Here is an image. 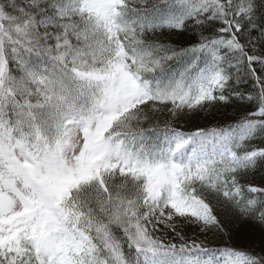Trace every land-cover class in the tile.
<instances>
[{"label":"snow or ice","instance_id":"6c2138e0","mask_svg":"<svg viewBox=\"0 0 264 264\" xmlns=\"http://www.w3.org/2000/svg\"><path fill=\"white\" fill-rule=\"evenodd\" d=\"M0 264H264V0H0Z\"/></svg>","mask_w":264,"mask_h":264},{"label":"rangeland","instance_id":"374dc122","mask_svg":"<svg viewBox=\"0 0 264 264\" xmlns=\"http://www.w3.org/2000/svg\"><path fill=\"white\" fill-rule=\"evenodd\" d=\"M186 130H191V125H187Z\"/></svg>","mask_w":264,"mask_h":264},{"label":"trees","instance_id":"16d2710c","mask_svg":"<svg viewBox=\"0 0 264 264\" xmlns=\"http://www.w3.org/2000/svg\"><path fill=\"white\" fill-rule=\"evenodd\" d=\"M221 119H223V117H221ZM185 130H186V128H185Z\"/></svg>","mask_w":264,"mask_h":264}]
</instances>
